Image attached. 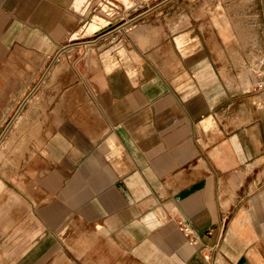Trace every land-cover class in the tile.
Returning <instances> with one entry per match:
<instances>
[{
    "label": "crops",
    "instance_id": "0c3cea01",
    "mask_svg": "<svg viewBox=\"0 0 264 264\" xmlns=\"http://www.w3.org/2000/svg\"><path fill=\"white\" fill-rule=\"evenodd\" d=\"M182 2L164 0L138 17L188 6ZM208 3L175 17L157 12L131 31L128 4L117 0H0V136L37 74L73 51L70 42L94 37L99 58L76 63L75 80H57L66 65H55L0 144V161L4 151L38 154L27 192L16 185L18 162L7 187L34 228L17 264L45 256L54 234L69 228H90L140 264H264V72L257 93L234 89L247 86L227 65L225 81L190 20L203 18L197 12ZM216 11L209 14L221 34L209 39L227 43L231 24ZM120 20L127 22L111 30ZM197 38L202 49L190 47ZM183 218L198 246L180 232ZM36 230L49 242L31 259Z\"/></svg>",
    "mask_w": 264,
    "mask_h": 264
},
{
    "label": "rangeland",
    "instance_id": "374dc122",
    "mask_svg": "<svg viewBox=\"0 0 264 264\" xmlns=\"http://www.w3.org/2000/svg\"><path fill=\"white\" fill-rule=\"evenodd\" d=\"M118 1L128 4L127 7H129L131 14L127 16V21L129 23L126 26H128V29L132 28L131 31H133L135 26L144 23L142 21L145 20V23H149L152 19H155L158 16L160 17L161 14L158 15L157 12L165 11L164 14L170 12L169 16L174 17L183 13L190 14L192 10L198 8L204 0H181L183 2H188V6H185L184 4L179 9H160L143 19L138 17V14L145 12L149 7L151 8L155 4L164 0H117V2ZM136 1H144V7H137ZM208 1L209 3L207 7L197 12V14H202L203 18L200 17L199 20H196V14H194L193 17L197 22L193 21L194 18H190L194 28L199 32H204V36H207V43L209 48H211L214 60L218 64L219 70L225 81L226 78L222 72V68L227 65L232 74L239 73L242 76V84L243 86H247V89H245L237 84L234 89L245 92L253 90L254 93H257V90H259L261 86L264 72V14L261 8V3L259 0ZM220 4L221 8H219L218 12L216 9ZM210 10L216 11L212 13V17H215V15L219 13L228 17V21L231 25L227 26V43L221 39L223 38L222 35L220 38L218 34L215 35L216 40L209 39V32L217 30L215 24H212V19L209 14ZM100 11H102V9ZM118 14L123 17V11H121V9L117 11L116 15ZM119 17L122 18L121 16ZM187 18L188 17L184 16L181 23H186ZM198 21H200V23ZM125 22L120 20L117 24L112 25L111 30L119 28V26L123 25ZM149 27L153 28L151 26ZM194 28L190 31L196 36ZM239 29L242 39H240L238 35ZM131 31L129 30V34H131ZM217 32L220 33L218 30ZM233 33L236 34V37H234ZM161 36L159 37L161 38ZM92 39H94V37L70 42L68 49L73 51L67 53L63 52L65 51L63 50L61 56L53 58L46 64L43 70L37 74L35 83L20 99L19 107L15 113L16 116L6 123L4 131L0 136V144L3 140L7 139L6 135L12 128L13 123L18 117L17 115L22 111L24 105L31 97H33L34 93L44 81L50 80V73L55 65H58L61 62L66 65L63 74L60 75L57 80H75L76 75L74 70L76 63L80 66L83 64L89 66V62L98 65L99 58L97 55V49L93 46L94 43ZM227 45L230 46L234 52L230 53ZM190 47L195 49L200 47L202 49L201 42L198 38L196 43L191 44ZM91 48H94V53ZM87 49L89 50V53H87ZM86 54H88L87 58ZM69 74H71L70 77ZM57 93H59V90L54 89L53 94L56 95ZM21 139L22 138H20V140ZM1 150L0 147V151ZM37 158L38 154L34 152H25L15 155L14 152L4 151L3 160L0 161V180L7 185L6 186L2 183V188L0 190L2 192L0 193L2 196L1 198H3L2 200L0 199V264H17V261L23 256L24 252L27 254L26 250L34 241L31 234V231L34 228H27V225L32 222V215L30 216L31 220H24V217L27 215V205L23 203L21 198L20 203L19 201H13L11 198L12 191L7 187H13L11 180L15 181V178L13 179L11 177L13 171L12 162H14V166L18 162L20 182L16 183V185L18 189L22 190V192H27V187H29L31 179L36 172L34 164ZM17 187L14 186L15 189H17ZM19 220L21 221V227L13 228V224L14 226L17 225V221ZM6 225H9L8 231L5 230ZM35 229H39L42 234L44 232V228ZM39 230H36L35 233L36 243L35 245L33 244L34 247L30 249L29 254L32 255L31 259L42 253L49 242L48 239H45L44 237L40 238L41 236L39 237ZM54 235V242L49 252L32 264H140L131 256L119 253L105 241V238L101 234L94 233L90 228H69L61 236L56 233Z\"/></svg>",
    "mask_w": 264,
    "mask_h": 264
},
{
    "label": "built area",
    "instance_id": "2783aa9c",
    "mask_svg": "<svg viewBox=\"0 0 264 264\" xmlns=\"http://www.w3.org/2000/svg\"><path fill=\"white\" fill-rule=\"evenodd\" d=\"M177 224L180 232L188 240V242L193 246H198L200 243V237L198 232L192 226L190 220L187 218L179 219Z\"/></svg>",
    "mask_w": 264,
    "mask_h": 264
},
{
    "label": "bare ground",
    "instance_id": "6f19581e",
    "mask_svg": "<svg viewBox=\"0 0 264 264\" xmlns=\"http://www.w3.org/2000/svg\"><path fill=\"white\" fill-rule=\"evenodd\" d=\"M140 40H141V42H142V44H149L150 43V41L148 40V39H146V38H142V37H140ZM92 49V48H91ZM93 51V53H94V49H92ZM250 81V80H249Z\"/></svg>",
    "mask_w": 264,
    "mask_h": 264
}]
</instances>
